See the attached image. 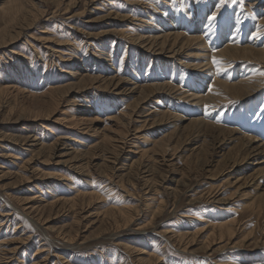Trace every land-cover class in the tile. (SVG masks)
Masks as SVG:
<instances>
[{
  "label": "rangeland",
  "instance_id": "374dc122",
  "mask_svg": "<svg viewBox=\"0 0 264 264\" xmlns=\"http://www.w3.org/2000/svg\"><path fill=\"white\" fill-rule=\"evenodd\" d=\"M0 35V264H264V0H0Z\"/></svg>",
  "mask_w": 264,
  "mask_h": 264
},
{
  "label": "bare ground",
  "instance_id": "6f19581e",
  "mask_svg": "<svg viewBox=\"0 0 264 264\" xmlns=\"http://www.w3.org/2000/svg\"><path fill=\"white\" fill-rule=\"evenodd\" d=\"M15 2H19V0H15ZM23 4V3H22ZM22 4L21 3H19V4H17V6L19 7V8H21L22 9ZM151 10V9H150ZM108 18V17H107ZM119 19V18H118ZM14 20V16L11 14V21H13ZM126 20V19H125ZM15 22V21H14ZM20 23V22H19ZM18 25V24H17ZM169 25V24H168ZM185 25V24H184ZM141 26V25H140ZM145 31V30H144ZM8 36V35H7ZM10 36V35H9ZM171 37H173V39L171 40ZM178 37H181V35H169V36H166V37H164L163 39H161V40H159V39H147V40H150V41H145V42H142V43H139L141 46L145 43L146 45L144 46V47H146L147 48V51H152L153 52V54H155V53H157L156 55H158V56H162V57H164V58H171L173 55H175V56H180V52H176L175 51V47H177V44H178V42H177V40H178ZM7 37H6V35H0V39L2 40V41H4L5 39H6ZM201 39V38H200ZM200 39L198 38H192V39H189V42H193V43H196V45L198 46V47H200V45H201V43H200ZM156 40H158V41H161L160 43H158V42H156ZM6 41V40H5ZM48 41V40H47ZM168 41V42H167ZM166 42H167V44H166ZM1 43V42H0ZM138 43V42H137ZM202 45H204V44H202ZM165 47H167V48H165ZM213 48V47H212ZM229 48V47H228ZM228 48L227 49H225L223 52H222V55H226V54H229L230 52H233V53H236V52H238L237 51V49H235V48H232V50H228ZM182 49V51H183V48L181 47L180 48V50ZM259 49V48H258ZM179 50V51H180ZM204 52V51H203ZM195 53V52H194ZM250 53H252L251 51H248V49H244V50H242V54L243 55H247V54H250ZM260 53V52H259ZM207 55V54H206ZM252 55V54H251ZM203 57H206V56H204V55H202L200 58H203ZM259 57H260V59L262 60V59H264L263 57H264V55L262 54V53H260L259 54ZM188 58V57H187ZM194 59H196V56L194 55ZM205 59V58H204ZM203 59V60H204ZM208 59V58H207ZM237 60V59H236ZM207 61V60H206ZM210 62V61H209ZM45 63V62H44ZM202 64V63H201ZM200 64V65H201ZM204 64L205 65H207L205 62H204ZM200 65H199V67H200ZM211 64L210 63H208V65L207 66H210ZM201 66H203V65H201ZM198 67V66H197ZM205 67V66H204ZM211 68V67H210ZM209 68V69H210ZM201 69V68H200ZM22 74V73H21ZM70 76L73 78V76L70 74ZM23 77V76H22ZM28 76H26V78H24L25 80L26 79H28L27 78ZM88 80V79H87ZM93 80H95V79H93ZM93 80H91V81H93ZM113 80V79H112ZM30 81V80H29ZM60 81V80H59ZM69 83V82H68ZM93 84V83H92ZM91 84V85H92ZM119 84H120V82H119ZM62 85V84H61ZM60 85V86H61ZM251 84H246L245 85V88H246V90L248 89L247 87L248 86H250ZM235 85H231V86H225L226 88H229V87H231V90H233V91H235L236 93H237V89L234 87ZM117 87V86H116ZM204 87V86H203ZM5 88V87H4ZM63 88V87H62ZM61 88V89H62ZM65 88V87H64ZM148 88H150V90H160V89H164V87H162V86H148ZM85 89V88H84ZM83 89V90H84ZM134 89V88H133ZM239 89V88H238ZM60 91V88H57V89H55V90H53L52 89V91H51V94H53V93H58ZM128 91V90H127ZM1 92H3L2 90H0V93ZM83 92V91H82ZM85 92V91H84ZM133 92V91H132ZM196 92V91H195ZM203 92V91H202ZM240 92H242V91H240ZM65 93V92H64ZM239 93V92H238ZM243 93V92H242ZM49 94V93H48ZM127 94V93H126ZM244 94V93H243ZM251 95V94H250ZM127 96V95H126ZM141 96V95H140ZM240 96V95H239ZM244 96V95H243ZM152 97V96H151ZM237 97V96H236ZM241 97V96H240ZM210 100V99H209ZM102 102V101H101ZM112 102V101H111ZM141 104H143V102H141ZM135 107V106H134ZM134 110H135V108H134ZM137 110V109H136ZM135 110V111H136ZM131 114V113H130ZM122 116V115H121ZM147 116V115H146ZM128 117V116H127ZM123 120H124V116L123 117H121ZM81 119V118H80ZM87 119V118H86ZM110 119V118H109ZM161 119V118H160ZM122 120V121H123ZM161 121V120H160ZM128 122V121H127ZM154 122V121H153ZM121 123V122H120ZM119 124V123H118ZM146 124H147V122H146ZM124 125V124H123ZM128 124H126V126H127ZM117 127H120V126H117ZM122 127V126H121ZM125 127V126H124ZM130 127V126H129ZM123 128V127H122ZM153 128V127H152ZM143 129V128H142ZM104 131H105V129H104ZM218 131V130H217ZM110 133H112V132H109V134ZM138 135V134H137ZM134 136V135H133ZM114 137V136H113ZM252 137V136H251ZM123 139V138H122ZM237 139V138H236ZM245 139V138H244ZM124 140V139H123ZM140 140V139H139ZM104 141V140H103ZM258 141V140H257ZM166 142V141H165ZM244 142H245V145H246V147H250V148H252L253 146V143L255 144L256 143V141H253V139H247V140H244ZM158 143V142H157ZM171 145V144H170ZM162 147H164V146H162ZM73 149V148H72ZM75 149V148H74ZM113 149H116V147L113 145ZM70 150V149H69ZM160 150V149H159ZM252 152V151H251ZM258 154V153H257ZM256 154V155H257ZM80 155H82V154H80ZM79 155V156H80ZM250 155V152H249V154H247L246 156H249ZM256 155H254V156H256ZM76 158V157H75ZM251 158V157H250ZM260 163V162H259ZM259 166V165H258ZM124 167H125V165H124ZM127 168H130L129 166L127 167ZM111 169L113 170L114 169V171L116 172V171H121V169H115L114 167H111ZM124 171H125V169H124ZM119 176V175H118ZM78 196V195H77ZM80 196V195H79ZM79 196L78 197H74L73 199H71L69 202H67V203H70L71 205H75V203L78 201V199H79ZM86 197H88L89 199H93V198H97V196L96 195H93V194H89V195H85V196H81V199H84V198H86ZM37 199V198H36ZM216 204V203H215ZM160 209V208H159ZM204 211V210H203ZM116 214H119L118 216H119V218H113V220H114V224H117L118 223V221H117V219L119 220H121L122 222H124V225L125 224H128L129 222H130V219H131V214H130V211L126 208V209H110V210H107V211H105L104 212V216L105 217H109V216H112V215H116ZM25 217V216H24ZM107 219V218H106ZM112 219V218H111ZM122 224V223H121ZM110 225V224H109ZM118 227H119V224L117 225ZM15 228V227H14ZM117 228V227H116ZM214 229H213V234H212V239H215L216 237L219 239V242H222L221 240L223 239V240H225V238L227 239V241H229V239H231L232 237H233V234H234V230H233V228H232V223H227V224H221V225H219V226H216V227H213ZM201 233V232H200ZM210 237V238H211ZM179 238V240L180 241H182L183 240V238H182V236H180V237H178ZM192 238H194V237H192ZM65 239H68V240H72V239H70V236L69 237H66L65 236ZM246 239V238H245ZM209 240V239H208ZM232 240V239H231ZM230 240V241H231ZM245 241V240H244ZM211 242V241H210ZM206 245V244H205ZM220 248V247H219ZM225 248V247H224ZM152 258V257H151ZM151 258H149L148 260H143V259H141V258H138L137 259V263L138 264H142V263H147V264H151L152 262V260H151Z\"/></svg>",
  "mask_w": 264,
  "mask_h": 264
},
{
  "label": "snow or ice",
  "instance_id": "6c2138e0",
  "mask_svg": "<svg viewBox=\"0 0 264 264\" xmlns=\"http://www.w3.org/2000/svg\"><path fill=\"white\" fill-rule=\"evenodd\" d=\"M209 19H215V14L209 17ZM213 64L216 66L217 73L223 71L224 69L221 67L222 62L218 60L216 57H213ZM264 75V73H262ZM211 91V89H209Z\"/></svg>",
  "mask_w": 264,
  "mask_h": 264
}]
</instances>
